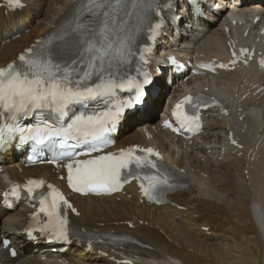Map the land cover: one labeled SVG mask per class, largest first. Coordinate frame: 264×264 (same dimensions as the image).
Returning a JSON list of instances; mask_svg holds the SVG:
<instances>
[{"label":"bare ground","instance_id":"1","mask_svg":"<svg viewBox=\"0 0 264 264\" xmlns=\"http://www.w3.org/2000/svg\"><path fill=\"white\" fill-rule=\"evenodd\" d=\"M22 1L26 6L20 12L6 13L5 8H0V67L14 60L35 40L46 36L67 15L75 0ZM255 10H259L256 13L264 24V0H241L239 11L244 17ZM222 21L194 33L187 43L192 54L204 59L223 58L228 37L233 44L255 46L256 53L264 58V36H257L258 29L253 39H241ZM15 28H24V34L6 41L4 33H13ZM259 79L260 74L248 67L186 84L190 90L215 96L229 112L227 118L216 113L208 115L206 133L190 144L174 142L158 125L145 122V118L155 117L163 96L179 98L182 95L180 88L167 93L164 79L154 77L153 82L160 88L158 96L140 115L127 117L115 149L134 144L153 145L149 138L153 134L154 145L163 152L186 188L170 195L164 206L141 203L133 185L113 197L72 196L77 216L69 217L80 233L89 234L104 244L111 243L110 234L130 235L132 243L125 245L124 250L109 248L99 249V252L94 249L86 253L70 248L57 256L49 249L41 253L47 258H63L68 264H114L124 259L121 254L131 258L134 264H169L171 261L176 264H264V97L251 95V87ZM163 86L166 87L164 92ZM159 116L157 114L155 123L159 122ZM210 118L215 122L211 123ZM229 131L242 146L234 153L225 145ZM238 154L241 158H237ZM220 156L223 158L218 162ZM16 159L13 155L3 159L8 179L23 181L25 176L32 177L62 189L63 183L51 167L24 169ZM208 165H215L224 174ZM244 171H247V179ZM5 188L4 177L0 175V194ZM28 214L26 209L7 212L0 208V264H44L37 254L40 245L22 240L21 232ZM204 228H208L207 232L202 230ZM3 237L9 238L11 246L17 250L15 259H10L7 250L1 248ZM53 247L56 246H49Z\"/></svg>","mask_w":264,"mask_h":264},{"label":"snow or ice","instance_id":"2","mask_svg":"<svg viewBox=\"0 0 264 264\" xmlns=\"http://www.w3.org/2000/svg\"><path fill=\"white\" fill-rule=\"evenodd\" d=\"M9 2L18 3V0ZM90 2V12L100 17V23L96 35L87 27L84 29L81 48L74 57L57 58L51 49H28L27 56L22 54L19 57L20 64L12 63L6 68H0V111H4L6 117L12 120L31 116L37 111L54 113L60 126L45 120L34 127H10L8 131L18 134L21 144L28 141L37 145H43L46 141L57 143L62 150L60 158L70 161L65 167L68 171L67 181L73 191L100 195L118 191L129 178H137L132 175L133 167L155 169L157 165L149 157L159 154L154 153L152 148H147L140 150L147 153L146 156H134L131 150L92 156L93 152L101 151L99 145L106 146V134L116 126L124 110L132 107L131 100L116 104L113 98L117 89L122 90L134 84L131 78L116 77L119 66L129 62L134 53L129 40L122 39L119 33H115V28L122 21L119 17L109 19L112 14L108 12V8L111 5L106 4L105 0ZM111 2L119 3L120 0ZM159 28V24L155 25V29ZM155 29L152 39H155ZM140 58L144 59L142 54ZM149 82L145 75L143 84L135 83L137 101L142 95L140 90ZM198 99L188 97L186 102L193 104ZM93 104H103L105 107L100 110L93 108L89 112L88 109ZM76 105L85 110L73 113V106ZM66 119L69 122L65 124L63 122ZM165 124L169 126L167 122ZM193 124L199 126L196 118H186L182 126L191 127ZM81 145L89 146L88 150L77 152L76 149ZM79 155L90 158L76 159ZM125 171L128 172L127 177L123 174ZM146 179L148 186L141 184L144 195L149 200L159 202L157 197L163 191L162 185L170 187L168 181L155 176ZM43 186L42 180H30L26 186L27 194L33 196L35 189ZM48 187L52 188L51 185ZM18 188L16 186L12 189L13 195H17ZM61 202L71 207L62 194L53 188L49 194L40 195L39 211L49 217V231L58 239L67 241L68 224L66 217L60 215ZM3 243L7 247L9 242L5 240Z\"/></svg>","mask_w":264,"mask_h":264},{"label":"rangeland","instance_id":"3","mask_svg":"<svg viewBox=\"0 0 264 264\" xmlns=\"http://www.w3.org/2000/svg\"><path fill=\"white\" fill-rule=\"evenodd\" d=\"M41 18H42V16H40L39 19H41ZM238 158H240V157H238ZM218 162H220V161H218ZM238 164H239V163H238ZM238 164H237V165H238ZM208 168H211V169L213 168V169H215V171L219 172V174H224V172H223V171H219V169H218L217 167H215V165H213V166H212V165H208ZM216 168H217L218 170H217ZM233 168L235 169V166H234ZM236 169H237V168H236ZM239 169H240V166L238 167V170H239ZM231 170H232V169H231ZM244 173H246V172H244ZM201 174H203V172H201ZM203 176H204V177H205V176L207 177V174L205 175V173H204ZM246 177H247V176H246Z\"/></svg>","mask_w":264,"mask_h":264}]
</instances>
